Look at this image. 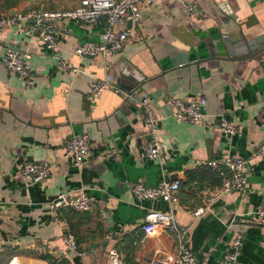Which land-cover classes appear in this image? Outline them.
Listing matches in <instances>:
<instances>
[{"label": "crops", "instance_id": "crops-1", "mask_svg": "<svg viewBox=\"0 0 264 264\" xmlns=\"http://www.w3.org/2000/svg\"><path fill=\"white\" fill-rule=\"evenodd\" d=\"M78 4L20 0L1 6L0 16L13 8L25 16ZM188 5L197 11L186 14ZM29 24L20 20L2 35L5 45L27 55L29 72L11 74L0 58V264H110L113 247L127 264H173L175 234L143 231L147 212H168V206L138 200L132 192L137 182L155 186L162 180L179 182L174 216L189 229L187 243L197 264H221L236 232L242 246L235 264H264V225L252 218L264 205V163L250 162L245 191L228 194L219 192L220 174L205 165L229 156L248 159L264 140V0H155L142 6L140 21L119 51L96 57L78 56L75 48L102 42L104 19L94 25L64 20L55 30L53 53L38 36H25ZM58 57L78 72L61 71ZM121 66L132 83L139 82L131 92L118 81ZM108 75L123 93L105 90L89 102L91 84ZM143 97L159 119L155 138L163 148L155 160L145 156L149 141L136 104ZM197 97L207 100L204 121L178 120L172 99ZM220 116L234 123L235 136L219 131ZM83 133L90 137L89 152L75 167L64 144ZM30 162L49 169L34 185L21 178ZM60 192L87 193L96 208L54 210ZM198 207L207 209L200 218L193 215ZM69 234L78 253L64 242ZM102 240L108 241L104 250L84 249Z\"/></svg>", "mask_w": 264, "mask_h": 264}, {"label": "built area", "instance_id": "built-area-1", "mask_svg": "<svg viewBox=\"0 0 264 264\" xmlns=\"http://www.w3.org/2000/svg\"><path fill=\"white\" fill-rule=\"evenodd\" d=\"M155 0H79V4L71 9H35L29 11L25 16L14 17L0 16V58L5 69L19 77L28 75L29 69L26 62L27 55L20 53L4 44L3 32L7 27L18 26L20 20L30 21L24 27V34L28 38L38 36L43 42L47 51L56 50L55 30L64 20H73L82 24L94 25L100 19H104L106 29L102 34V42L93 43L85 41L78 44L75 53L78 56L96 57L105 55L108 52L119 51L125 40L131 35V30L141 19L142 6L152 3ZM186 14L197 11L195 5L186 6ZM131 22V28H127V22ZM122 26L121 31H116V26ZM58 68L61 71H71L77 73L78 70L68 61L61 57L57 59ZM105 90H112L115 93H123V90L114 82L111 75L105 79L95 80L87 94V100L93 102L99 98ZM174 107V116L186 123H202L205 114L203 108L207 103L204 97H197L189 102L180 100L171 101ZM139 107L141 118L144 124L145 134L152 136L145 149V156L155 160L159 157V152L163 146L158 141L156 131L159 119L147 97H143L136 102ZM219 131L225 136L236 135L234 123L225 116L219 117ZM90 137L86 134H79L70 137L64 144L65 155L70 159L75 167H81L89 152ZM257 160L264 163V140L258 145L254 153L248 158L224 157L223 159H210L205 162L206 167L221 176L219 192L221 194L243 193L247 184V174L250 162ZM224 168V170H222ZM21 178L26 185H34L43 181L49 175L48 167L41 162L26 163L21 168ZM179 182L162 180L155 186L137 182L132 187V192L138 200L162 201L169 210L161 212L150 209L145 215L143 231L150 235L160 229H166L176 236V246L174 251L173 264H197V259L187 243L188 227L181 226L176 222L173 207L179 203ZM51 208H68L78 212L91 211L96 208L95 201L84 192L70 193L60 192L53 199ZM207 209L198 207L193 211L196 218L202 217ZM252 218L264 225V205L252 212ZM67 247L78 253V244L72 235H67L64 239ZM1 244V241H0ZM242 246V235L236 232L231 240L229 249L224 255L221 264H235ZM110 264H127L124 262L121 253L117 248H111L108 252Z\"/></svg>", "mask_w": 264, "mask_h": 264}, {"label": "water", "instance_id": "water-1", "mask_svg": "<svg viewBox=\"0 0 264 264\" xmlns=\"http://www.w3.org/2000/svg\"><path fill=\"white\" fill-rule=\"evenodd\" d=\"M17 14H18V11H17V9H15V8H13V9H10L9 10V12H8V15L10 16V17H12V16H17ZM126 26H127V28H131V22L130 21H128L127 22V24H126ZM184 57V56H183ZM184 61L185 59L183 58V59H180L179 60V63H181V61ZM121 68H122V66H121ZM118 76V81H119V83H120V86L124 89V90H126V91H129V92H131L133 89H134V87L135 86H137L138 84H139V82H137V81H135V83H132V81L134 80L132 77H130L131 76V74H129L128 73V71L126 70V69H120V71H118V74H117ZM127 82H131L132 83V85H126L125 83H127ZM125 84V85H124ZM128 84V83H127ZM146 139L148 140V141H150L151 139H152V136H150V135H147L146 136ZM177 177H178V175L175 173V174H173V175H171V177H170V179L171 180H175V179H177ZM156 202V201H155ZM105 217H106V219L108 220V227H107V229H106V231H110L111 230V219H110V217H109V213L108 212H105ZM113 239H114V237H113ZM107 243H108V241L107 240H102L101 242H99V243H89V244H87V245H84V249H87L88 247H90V248H92V247H100L101 248V250H104L105 249V247H106V245H107ZM81 248H82V245L80 246Z\"/></svg>", "mask_w": 264, "mask_h": 264}, {"label": "trees", "instance_id": "trees-1", "mask_svg": "<svg viewBox=\"0 0 264 264\" xmlns=\"http://www.w3.org/2000/svg\"><path fill=\"white\" fill-rule=\"evenodd\" d=\"M20 0H0V7L4 6L6 8H9L10 6L16 4Z\"/></svg>", "mask_w": 264, "mask_h": 264}]
</instances>
